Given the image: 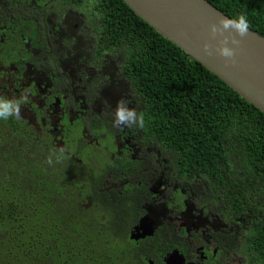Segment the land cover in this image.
Masks as SVG:
<instances>
[{
  "label": "flooded vegetation",
  "instance_id": "af4514ba",
  "mask_svg": "<svg viewBox=\"0 0 264 264\" xmlns=\"http://www.w3.org/2000/svg\"><path fill=\"white\" fill-rule=\"evenodd\" d=\"M108 41L90 0H0V103L20 109L0 119V130L9 143L49 144L100 176L111 218L126 226L131 249L151 258L146 264H262L264 206L257 214L224 213L228 204L200 177L173 176L174 156L145 138L139 122L115 125L119 101L137 117L142 102L130 87L125 51ZM58 141L71 150H58Z\"/></svg>",
  "mask_w": 264,
  "mask_h": 264
},
{
  "label": "trees",
  "instance_id": "16d2710c",
  "mask_svg": "<svg viewBox=\"0 0 264 264\" xmlns=\"http://www.w3.org/2000/svg\"><path fill=\"white\" fill-rule=\"evenodd\" d=\"M206 1L233 20L244 14L249 29L264 38V0ZM90 2L108 44L125 51L130 87L142 102L141 129L158 149L174 156L173 176L200 177L228 204L224 213H260L264 114L122 0ZM229 160L241 163L243 180L234 178ZM117 166L113 163L116 176L122 173ZM100 179L67 163L49 144L18 146L0 130V264H146L151 258L132 250L126 226L111 218L99 193ZM261 246L264 264V241Z\"/></svg>",
  "mask_w": 264,
  "mask_h": 264
},
{
  "label": "water",
  "instance_id": "95a60500",
  "mask_svg": "<svg viewBox=\"0 0 264 264\" xmlns=\"http://www.w3.org/2000/svg\"><path fill=\"white\" fill-rule=\"evenodd\" d=\"M125 5L162 38L179 48L221 80L240 98L264 114V38L248 30L246 37L234 32L241 41L236 63H226L216 47L224 36L211 35V25L229 18L206 0H122ZM231 19V18H229ZM210 43L213 54L207 55L203 45ZM230 47H237L229 42Z\"/></svg>",
  "mask_w": 264,
  "mask_h": 264
},
{
  "label": "clouds",
  "instance_id": "9594fccd",
  "mask_svg": "<svg viewBox=\"0 0 264 264\" xmlns=\"http://www.w3.org/2000/svg\"><path fill=\"white\" fill-rule=\"evenodd\" d=\"M249 24L247 18L244 14H240L239 18L236 20L229 18H221L219 24L211 25V35L213 38L217 36V34L224 36L225 32H234L239 37L243 38L248 35ZM229 42L232 45H236L237 47H230ZM241 41L236 39L235 36H231V40L229 36H224L223 40L220 41V45L216 47L215 51L222 57L225 58L226 63H236L237 56V48L239 47ZM203 51L207 55H212V45L210 43H205L203 45ZM19 104H15L12 102H3L0 103V119H8L9 117L15 115L19 116ZM139 122V125L143 126V117H137V114L133 110H129L126 107L124 101H119L115 113V125L117 127L121 125H127L129 127L133 126Z\"/></svg>",
  "mask_w": 264,
  "mask_h": 264
},
{
  "label": "rangeland",
  "instance_id": "374dc122",
  "mask_svg": "<svg viewBox=\"0 0 264 264\" xmlns=\"http://www.w3.org/2000/svg\"><path fill=\"white\" fill-rule=\"evenodd\" d=\"M91 11V5L90 7L86 10L87 13H89ZM89 17H87V22L89 21ZM87 26H91V25H87ZM43 143V141L41 142ZM103 145L106 146V147H113L112 143L110 141H104L103 142ZM57 147H58V150L60 151H64L66 148H68L69 150H71V147L72 145H66L65 143L61 142V141H58L57 142ZM41 147L39 145L36 146V149H40ZM76 151H79L77 148L75 149ZM111 154H113V149H109L108 150ZM229 164L231 166L230 170L233 172V176L236 180H243L244 179V172H241L240 170V166H241V163H239L238 161L236 160H229Z\"/></svg>",
  "mask_w": 264,
  "mask_h": 264
}]
</instances>
